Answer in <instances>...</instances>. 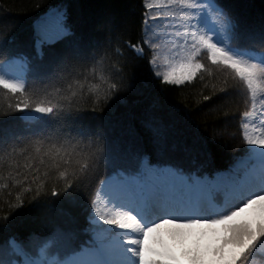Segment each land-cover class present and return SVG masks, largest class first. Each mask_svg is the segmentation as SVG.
<instances>
[{
    "label": "snow or ice",
    "instance_id": "1",
    "mask_svg": "<svg viewBox=\"0 0 264 264\" xmlns=\"http://www.w3.org/2000/svg\"><path fill=\"white\" fill-rule=\"evenodd\" d=\"M143 7L137 43L114 47L109 40L94 50L77 45L72 55L43 68H32L26 57L0 59V109L8 100L0 116L19 112L34 123L23 130L0 123V210L8 209L2 219L26 203L38 207L48 197L72 201L73 193H83L91 233L79 244L63 232L36 243L9 237L0 245V264H264V112L256 103L264 93V25L247 36L251 47H232L239 25L220 0H144ZM160 20L169 29L163 35L150 24ZM70 34L57 10L38 30L35 45L39 51ZM144 46L162 83L192 82L204 68L198 57L206 54L230 70L233 84L225 80L220 99L229 86L250 95L239 124L248 148L227 172L186 174L144 159L134 172L99 179L108 153L99 130L104 118L96 113L123 87L131 62L125 47L143 59Z\"/></svg>",
    "mask_w": 264,
    "mask_h": 264
},
{
    "label": "trees",
    "instance_id": "2",
    "mask_svg": "<svg viewBox=\"0 0 264 264\" xmlns=\"http://www.w3.org/2000/svg\"><path fill=\"white\" fill-rule=\"evenodd\" d=\"M220 2L238 23L241 37L252 43L247 36L264 25V0ZM57 10L63 13L71 34L55 45H42L38 51L37 32ZM144 12L142 0H0V47L3 53L10 51L11 57H26L29 64L32 61V68H43L72 55L77 45L94 50L109 40L114 47L139 42ZM144 47L143 59L125 47L131 62L124 69L123 87L96 113L104 118L99 130L108 153L99 179L117 171L130 172L135 166L137 170L144 159L159 167L204 173L211 167L225 169L233 159L241 157V99L231 86L227 89L229 95L220 99L223 93L219 89L225 87V80L233 84L227 75L211 67L208 73L206 69L198 72L190 83H162L148 63L150 52ZM3 91L0 89V94ZM204 96L210 99L204 100ZM7 103L3 99L0 111L7 110ZM86 107L90 110L91 103ZM0 123L21 130L34 126L32 121L22 120L19 112L0 116ZM223 130L231 135L222 138L219 133ZM73 196L72 201L48 197V203L38 207L26 203L24 209L9 213L7 222L2 217L8 209L0 210V245L9 236L27 240L31 235L56 231L69 233L73 240L81 242L85 239L83 225L89 208L83 193Z\"/></svg>",
    "mask_w": 264,
    "mask_h": 264
},
{
    "label": "rangeland",
    "instance_id": "3",
    "mask_svg": "<svg viewBox=\"0 0 264 264\" xmlns=\"http://www.w3.org/2000/svg\"><path fill=\"white\" fill-rule=\"evenodd\" d=\"M158 22H159V21H158ZM164 26H165V25H163V26L160 27V29H162L163 31H164V29H163ZM165 30L168 31L169 29L165 28ZM164 32H165V31H164ZM157 35H158V34H157ZM162 56H163V53H162ZM205 242H207V241H205ZM185 246H186V247H190V246H192V240H191V239L187 240V241L185 242Z\"/></svg>",
    "mask_w": 264,
    "mask_h": 264
}]
</instances>
